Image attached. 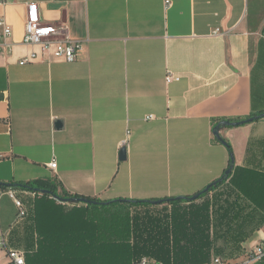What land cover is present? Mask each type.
Returning <instances> with one entry per match:
<instances>
[{
	"label": "crops",
	"instance_id": "1",
	"mask_svg": "<svg viewBox=\"0 0 264 264\" xmlns=\"http://www.w3.org/2000/svg\"><path fill=\"white\" fill-rule=\"evenodd\" d=\"M164 1L0 0L12 31L0 44V184L52 181L100 202L164 200L191 198L231 168L209 195L229 193L227 219L214 220L210 235L244 239L227 260L244 261L264 241V212L236 200L229 182L247 171L264 192V118L218 129L231 166L213 131L220 119L264 113V0ZM31 4L42 23L80 43L74 61L18 65L39 53L22 43ZM166 73L179 81L165 84ZM13 191L29 214L17 219L0 196V264L6 250L25 257L36 248L35 195ZM163 205L172 209L153 208Z\"/></svg>",
	"mask_w": 264,
	"mask_h": 264
},
{
	"label": "trees",
	"instance_id": "2",
	"mask_svg": "<svg viewBox=\"0 0 264 264\" xmlns=\"http://www.w3.org/2000/svg\"><path fill=\"white\" fill-rule=\"evenodd\" d=\"M249 118L220 119L218 124L223 121L242 122ZM226 148L231 166L232 150L229 144ZM241 173L230 179V194L237 190L236 200L241 195L255 209L264 212V192L258 186L261 184L258 175L247 171ZM229 177L223 175L221 181H215L216 185L197 200L164 199L163 203L172 209L158 212L151 211L155 205L147 201L123 199L100 202L86 198L101 204L66 209L54 198L76 201L82 197L68 194L52 181L36 180L0 186L35 195L33 222L34 233L37 234L34 241L36 248L25 254V264H132L143 257L163 264H209L213 257L224 261L231 259L232 252L238 250L239 243L244 241L233 239L230 245L225 234L215 237V233L213 238L210 235L214 220L227 219L229 193L214 194L211 198L209 195ZM219 196L223 198L222 205L214 207ZM199 200L201 202L197 203ZM183 203L188 205L180 206ZM115 208L121 211L111 212ZM235 244H238L237 247H234Z\"/></svg>",
	"mask_w": 264,
	"mask_h": 264
},
{
	"label": "built area",
	"instance_id": "3",
	"mask_svg": "<svg viewBox=\"0 0 264 264\" xmlns=\"http://www.w3.org/2000/svg\"><path fill=\"white\" fill-rule=\"evenodd\" d=\"M166 7L170 6V1L165 0ZM11 28L3 19H0V44L8 46L7 40L11 36ZM22 43L26 46L39 48V53L32 52L25 58L18 62V65L24 66L32 64L40 57L56 60H63L65 62H72L76 59V55L80 50V43L72 41L68 38L58 35V30L51 24L42 23L38 15V7L36 4H31L28 7L26 15V23L24 28V36ZM179 78L170 73H166L164 77L165 84L178 82ZM150 116L147 119H151ZM48 167L52 170L56 168V162H51ZM7 195L14 203L17 210L16 218L23 219L26 216V211L21 201L15 196L13 189L7 187L6 189L0 186V196ZM59 202V201H58ZM61 203V202H59ZM66 204V203H65ZM6 247L5 239L0 236V250ZM264 259V241L259 242L248 254L244 261L233 262L224 261L219 257L212 258L209 264H249L251 262H259ZM4 264H25L24 254L18 250L9 249L5 252ZM133 264H163L152 258L143 257Z\"/></svg>",
	"mask_w": 264,
	"mask_h": 264
},
{
	"label": "water",
	"instance_id": "4",
	"mask_svg": "<svg viewBox=\"0 0 264 264\" xmlns=\"http://www.w3.org/2000/svg\"><path fill=\"white\" fill-rule=\"evenodd\" d=\"M260 118H264V113L260 114L259 116H255V117H252V118H249L248 120L246 121H242V122H235V123H231V122H228V121H223L221 123H219L215 128H214V131H213V135L215 136V138L224 146H226V143L224 142V140H222V138L218 135L217 131L220 127L222 126H225V127H229V126H233V127H237V126H241V125H244V124H247V123H250V122H253L254 120H258ZM56 127H61V123L57 122L56 123ZM119 159L121 161H124L126 159V149L123 148L121 151H120V155H119ZM231 172V168L228 169L226 172H225V176H227L229 173ZM218 181H221L218 180ZM217 182H213L212 184H209L208 186H206L201 192L195 194L194 196H192L191 198H186V197H177V198H174L175 201H182V200H189V201H194V200H197L199 198V196H201L202 194L206 193L211 187L215 186ZM1 185V184H0ZM55 200L61 202V203H81V204H84V205H98V204H101V203H97L95 201H91V200H88L86 198H82V199H78L76 201L74 200H62V199H59L57 197L54 198ZM170 201V200H168ZM147 202L153 204V205H161L163 204L164 200H156V201H150V200H147Z\"/></svg>",
	"mask_w": 264,
	"mask_h": 264
},
{
	"label": "rangeland",
	"instance_id": "5",
	"mask_svg": "<svg viewBox=\"0 0 264 264\" xmlns=\"http://www.w3.org/2000/svg\"><path fill=\"white\" fill-rule=\"evenodd\" d=\"M20 200V199H19ZM21 201V200H20ZM22 203V202H21ZM66 204H70L71 205V203H66ZM165 208H167V206L166 205H163L162 207H159V208H152V210L151 211H154V212H158L159 210H165ZM120 209L119 208H115V209H112L111 210V212H120L119 211ZM26 211V210H25ZM135 211H133V213H134ZM25 258V257H24ZM239 262H241V261H239ZM231 263H233L232 261H231Z\"/></svg>",
	"mask_w": 264,
	"mask_h": 264
}]
</instances>
